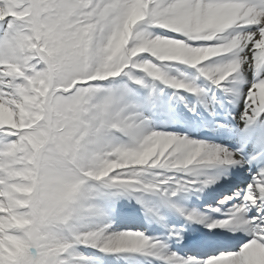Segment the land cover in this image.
Listing matches in <instances>:
<instances>
[{"label": "snow or ice", "instance_id": "obj_1", "mask_svg": "<svg viewBox=\"0 0 264 264\" xmlns=\"http://www.w3.org/2000/svg\"><path fill=\"white\" fill-rule=\"evenodd\" d=\"M0 264H264V0H0Z\"/></svg>", "mask_w": 264, "mask_h": 264}]
</instances>
